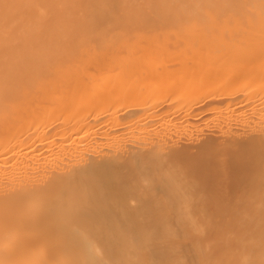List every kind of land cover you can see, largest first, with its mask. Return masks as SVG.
Segmentation results:
<instances>
[{
    "label": "bare ground",
    "instance_id": "bare-ground-1",
    "mask_svg": "<svg viewBox=\"0 0 264 264\" xmlns=\"http://www.w3.org/2000/svg\"><path fill=\"white\" fill-rule=\"evenodd\" d=\"M220 74L247 124L176 139ZM0 264H264V0H0Z\"/></svg>",
    "mask_w": 264,
    "mask_h": 264
},
{
    "label": "rangeland",
    "instance_id": "rangeland-1",
    "mask_svg": "<svg viewBox=\"0 0 264 264\" xmlns=\"http://www.w3.org/2000/svg\"><path fill=\"white\" fill-rule=\"evenodd\" d=\"M226 49H229V48H226ZM250 56H251L250 52L245 54L244 63H246L250 59ZM227 60L228 61L221 62V65L235 66L242 62V59L237 60L233 58L231 55L227 57ZM158 65H164V66L174 68L177 64H175L174 62L172 63L170 62L156 63L155 62V66H158ZM160 70L161 68H159V70H155V82H166L169 80L171 81V80L176 79L174 78L175 76H177L178 79H180V76L187 75L185 74L186 71H180L178 74H177V71L176 72L171 71L165 74L166 72H161ZM189 75H190V78L193 79V83L194 84L196 83L198 85L203 82L202 79L203 77H205L206 72H196V73L189 72ZM240 85L241 83H236L233 87L225 86L223 82V76L222 74H220L219 77L211 85L207 87V90L201 93L194 92V95L191 97L190 103L187 105L189 106V112L191 114L184 116V113H180V111L174 114L178 116V117L175 116L176 117L175 120L178 119L177 120L178 122L182 120L181 121L182 123L179 122V125L183 124L185 126V127L183 126V129H182V126L180 125L181 130L180 128H178L176 129V132L173 131L174 132L173 134L176 133L175 138L181 140L182 136H184L183 137L184 139H182L183 141L184 140L192 141V139L194 140V138L197 139L199 137H203V135L205 136L209 134L211 135L227 134L228 135L234 129L235 131L237 129L241 130L242 127H244V125L242 124H244V122L247 124L246 121L252 116V114L249 112V108H248L249 106L245 103L246 100H244V98L246 96L241 95L242 92L241 94L240 92H238L239 96H242V97L235 98L238 95L235 91H237L238 88H241ZM249 89H250V86H248L247 91H249ZM164 98H165L164 96H161L159 99H156L155 97V128L157 127L160 128L163 122L161 121V118L168 117L170 113V111H168L166 107H163ZM213 106H216L217 108L216 109L211 108ZM186 117H189V119H191L190 120L191 123L184 122V120H187ZM181 131H183L182 134H184L182 136L180 135ZM177 135L178 136L180 135V136L178 137ZM195 135H197V138L195 137ZM186 137L188 138L190 137L191 139L190 138L188 139ZM232 168H235L236 169L235 171H237L236 167H232ZM229 170H231V168H229ZM233 171L234 169H232V171H229V174L235 175L234 174L235 171L234 172ZM230 172H232V174ZM236 174L240 175L239 173H236ZM235 184L236 183H234L233 185L235 186ZM229 185H232V184H229Z\"/></svg>",
    "mask_w": 264,
    "mask_h": 264
}]
</instances>
